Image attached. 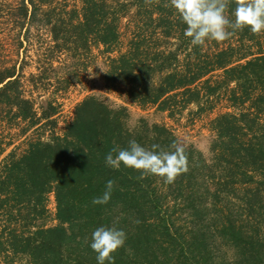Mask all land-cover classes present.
Returning <instances> with one entry per match:
<instances>
[{"label": "trees", "instance_id": "trees-1", "mask_svg": "<svg viewBox=\"0 0 264 264\" xmlns=\"http://www.w3.org/2000/svg\"><path fill=\"white\" fill-rule=\"evenodd\" d=\"M137 2L146 10L144 28L125 52L107 57L106 86L141 108L153 105L173 117L190 104H197L200 112L202 99L234 83L228 101L238 112L227 111L211 120L214 135L204 152L165 124L145 117L134 120L125 105H115L102 95L86 96L63 135L31 141L22 154L11 152L0 168V258L5 263L23 256L29 264H97L90 243L100 226L116 227L127 235L125 245L114 253L115 264L152 263L160 249L152 239V225L146 223L161 216L168 197L175 202L184 197V210L198 220L212 214V225L203 233L194 229L187 243L173 219L163 217L158 222L160 237L167 243L161 247L162 255L169 254L173 264H214L209 246L214 226L238 251L242 258L238 264H264V50L258 35L248 28L238 30L227 47L209 41L217 48L204 51L184 36L186 25L165 7L169 0ZM82 3L78 11L56 0H19L10 14L23 22L45 21L55 48L78 58L77 66L93 46L102 45L103 53L113 51L120 42V21L128 11L120 0ZM234 7L230 5L229 15ZM157 32L178 39L185 52L190 49L184 63L178 49L160 50L152 38ZM53 70L58 78L57 68ZM215 71L222 73L213 81L210 75ZM73 72L59 80L74 81L77 69ZM41 104L38 113L21 89L15 66L0 70V105L15 108L14 118L29 128L43 121L54 127L57 105L51 100ZM132 139L142 147L151 149L155 144L165 151L172 150L173 142L183 144L189 171L167 184L154 175L141 178L140 172L123 164L118 170L106 166L107 153L114 147L127 148ZM109 180L115 182L109 202L93 204ZM156 180L166 191L158 190ZM50 193L55 195L57 223L47 226Z\"/></svg>", "mask_w": 264, "mask_h": 264}, {"label": "rangeland", "instance_id": "rangeland-1", "mask_svg": "<svg viewBox=\"0 0 264 264\" xmlns=\"http://www.w3.org/2000/svg\"><path fill=\"white\" fill-rule=\"evenodd\" d=\"M18 1L0 0V70L15 66L20 77L21 89L26 97L34 101L38 113L41 112V103L45 104L47 100H51L57 105L58 114L55 116L56 125L54 127L52 124L43 121L40 125L29 128L27 122L14 118L15 108L11 110L6 105H0V168L11 152L17 155L22 154L31 141L39 139L47 141L51 139L52 135H63L67 124L74 118L77 104L86 96L92 94L102 95L115 105L127 106L134 120L145 117L150 122L165 124L182 141L192 142L204 152H208L209 144L214 135L211 130V120L227 111L238 112V109L231 107L228 101L229 90L235 86L234 83L229 84L208 99H202L201 108L203 110L200 112L197 104H190L184 109L176 110L173 117H170L168 112L158 111L157 107L153 105L141 108L132 103L120 91L109 89L106 86L104 74L107 69V57H116L125 52L129 47V41L135 37L139 29L144 28L146 10L141 8L137 0H120L127 3L128 11L120 21V42L113 47V51L107 54L102 52V45L99 47L93 46L91 52L82 57L83 60L81 61L83 63L80 62L77 66H74V64L79 63L78 58L73 59L67 51H60L58 47L55 48L51 28L45 24V21L23 22L10 14L12 6L16 5ZM57 1L66 5L67 9L75 8L78 11H81L83 5L82 0ZM136 2L138 5L135 4ZM151 30L149 29L147 33L150 34ZM236 37L234 34L229 39L230 42L235 41ZM152 38L154 41H158L157 45L160 50L168 52L178 49L180 61H183L185 55L190 52V49L185 52V50L179 48L180 42L174 37L167 38L157 32V34L152 35ZM229 40L217 43L220 44L219 47H227ZM257 41L262 44L264 50V34L258 35ZM216 48L213 42H206V45L203 46V50L208 52H212ZM253 49L256 50L257 47ZM53 68H57L58 78L54 76ZM75 69H77V78L74 81L68 83L59 80L62 77H67L69 70L73 72ZM221 73V71H215L210 76L213 81H216L220 79ZM33 75H40V77L34 78V80ZM35 81L37 85H35ZM64 86L66 88H62ZM155 183L160 192L166 191L162 190L163 185L160 182L156 180ZM183 198H179L175 202L172 197H168L160 214L161 216L148 219L146 225H152L150 227L153 233L152 239H157L156 247L157 250H160L156 261L150 263L146 260L144 261L146 264L176 263L175 260H172V262L169 260V254H161L164 252L161 247L167 245L160 237L158 230V222L163 217L169 219L170 216L173 219L176 228L182 233L181 240L187 243L191 241L195 232L194 229H198L203 233L206 227L212 225L214 217L212 214L205 215L198 220L185 211L184 205L186 204ZM207 203L210 202L207 201ZM222 204L223 202H220L219 207ZM48 207L50 215L45 220V224L47 226L55 225L57 221L54 219L56 214L54 193L49 194ZM227 213V210H225L224 214ZM212 228H214L215 234L210 238L209 246L214 264H238V260L242 259L239 257L238 251L218 234L216 227L213 226ZM262 238H264V230L262 231ZM133 263L138 264L139 262L133 261ZM0 264L7 263L0 258ZM12 264H29V262L26 257L18 256Z\"/></svg>", "mask_w": 264, "mask_h": 264}, {"label": "clouds", "instance_id": "clouds-1", "mask_svg": "<svg viewBox=\"0 0 264 264\" xmlns=\"http://www.w3.org/2000/svg\"><path fill=\"white\" fill-rule=\"evenodd\" d=\"M159 0H145L146 4ZM235 7L229 15L230 5ZM165 7L174 10L179 20L186 25L184 36L192 46H205L206 42H224L236 31L248 28L251 33L264 34V0H169ZM171 151L142 147L135 139L127 148H112L105 157L106 166L119 169L121 165L141 173V178L150 175L160 177L167 184L189 171L186 148L173 142ZM115 154V155H114ZM115 182H106V191L93 199V204H106L111 198ZM139 223V221H137ZM127 235L116 227L100 226L91 236V249L96 253L97 264H115L114 253L125 245Z\"/></svg>", "mask_w": 264, "mask_h": 264}]
</instances>
